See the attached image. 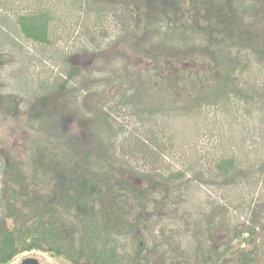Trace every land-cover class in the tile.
Returning a JSON list of instances; mask_svg holds the SVG:
<instances>
[{"label": "trees", "instance_id": "16d2710c", "mask_svg": "<svg viewBox=\"0 0 264 264\" xmlns=\"http://www.w3.org/2000/svg\"><path fill=\"white\" fill-rule=\"evenodd\" d=\"M0 9L8 13L0 15L1 39L39 47L40 58L26 60L72 68L87 80L73 55L130 58L140 48V61L161 65L174 91L163 102L169 106L137 114L127 95L89 105L73 98L92 138L106 139L113 156L125 151L118 173L90 161L66 168L44 153L29 175L0 149V264L34 252L71 264H256L255 243L264 237V1L0 0ZM60 10L74 12L72 35L61 30L69 13L61 18ZM124 36L135 43L109 48ZM72 38L74 51L58 47ZM149 44L169 57L149 56ZM120 56L107 60L111 68ZM53 83L47 89L64 93L59 105L69 109V81ZM93 88L107 93L103 80ZM121 111L150 122L143 139L127 144L132 138L112 117ZM137 157L154 170L124 173L123 159ZM183 237L191 239L185 252Z\"/></svg>", "mask_w": 264, "mask_h": 264}, {"label": "rangeland", "instance_id": "374dc122", "mask_svg": "<svg viewBox=\"0 0 264 264\" xmlns=\"http://www.w3.org/2000/svg\"><path fill=\"white\" fill-rule=\"evenodd\" d=\"M24 6L25 8L31 7V5ZM1 11L2 9H0L1 16L8 14ZM57 12L61 18L62 15L69 13L68 16H65L61 30L72 35L76 26L74 25V18L72 19L74 12L61 10ZM0 31L3 30L0 29ZM13 39L14 43L0 37V98L4 100L2 102L0 99V149L10 150L14 158L24 164L25 173L29 175L35 173L36 160L44 153L48 156L58 157L60 159L58 162L66 168H69L66 166L69 164H83L90 161L92 165L97 163L107 172L118 173L122 167V159L120 158L125 154V151L120 148L113 156L108 142L105 141L106 139L92 138L93 133L86 126H82L83 121L71 104L74 102L73 98L82 95L83 104L89 105V103H96L100 99L107 102L110 97L116 103L118 100L123 101V96L127 95L126 99L131 97L136 102L135 106L138 108L135 109L136 114L143 113L153 106L167 107L169 102L167 104L163 102L169 100L174 91H168L170 77L166 75L162 66L153 61H140V57L137 56L141 49L139 48L138 51L133 47L128 51L130 58L125 56L127 52L125 54L124 51H112L109 55L103 56L98 53L99 58L92 55L79 57L73 55L70 58L72 59V66L81 68L83 70L81 75H90L87 80H83L80 74L78 75L72 68L53 67L49 62L43 64L42 60H38L36 63L32 59L26 60V57L30 56L40 58L39 47H35L26 41L17 40L14 36ZM129 40L135 43L133 40H136V37L124 36L120 39H114L109 48L123 50L127 48ZM73 45H75L74 38L69 42H59L58 47L72 52L75 50ZM144 49L143 51H146ZM147 49L148 55L151 57L152 55L161 56V58L169 57L167 51L157 47V44H153V46L149 44ZM133 54H135L134 57ZM119 55L122 56H120L118 66L111 68L107 60L112 61ZM174 56L175 54L172 55V57ZM179 59L177 60L179 61ZM180 68L181 66L177 70ZM118 69H121L120 73L123 78L115 74ZM101 71H105L106 74L103 75ZM134 73V76L130 75ZM100 80L105 82L107 89L105 94H102L101 89L93 88ZM54 81H69L72 86V94L67 101L64 99L69 109L61 108L59 105L61 94L64 93L53 88L47 89L48 84H54ZM145 85L146 91L151 90L150 92H154L155 95L148 92H146L147 95H144L142 89ZM132 95L139 96L134 98ZM170 101H172L171 98ZM128 113L130 112L121 111L118 114L114 113L112 117L126 128L128 131L126 137L132 138L127 144H132L135 139H143L144 128L150 122L147 119L142 121V117L129 116ZM168 123L170 126L176 125V122L171 118ZM182 124L178 125L181 126ZM82 133L88 134V139L83 138ZM170 133L172 132L170 131ZM123 160L128 163V165L124 163V173L130 171L131 166L139 174L147 173L150 170L151 173L154 170V166L151 167L149 163L139 157L132 159L133 162ZM139 231L142 232L141 229ZM148 238L146 237V239ZM166 238L170 237H158L160 243L163 244ZM174 241V243L179 242L176 237ZM190 242L189 237L182 238L183 252L188 249ZM148 245L151 246L149 241ZM255 248L257 250L256 264H264V237L257 238ZM27 257L38 259L41 264H71L66 260L56 259L40 252L22 255L12 264H20Z\"/></svg>", "mask_w": 264, "mask_h": 264}, {"label": "water", "instance_id": "95a60500", "mask_svg": "<svg viewBox=\"0 0 264 264\" xmlns=\"http://www.w3.org/2000/svg\"><path fill=\"white\" fill-rule=\"evenodd\" d=\"M20 264H41L38 259L27 257L21 261Z\"/></svg>", "mask_w": 264, "mask_h": 264}]
</instances>
